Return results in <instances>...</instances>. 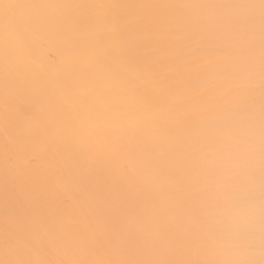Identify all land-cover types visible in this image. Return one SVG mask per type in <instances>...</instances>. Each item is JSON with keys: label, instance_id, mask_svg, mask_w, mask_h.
Returning <instances> with one entry per match:
<instances>
[{"label": "bare ground", "instance_id": "1", "mask_svg": "<svg viewBox=\"0 0 264 264\" xmlns=\"http://www.w3.org/2000/svg\"><path fill=\"white\" fill-rule=\"evenodd\" d=\"M0 264H264V0H0Z\"/></svg>", "mask_w": 264, "mask_h": 264}]
</instances>
